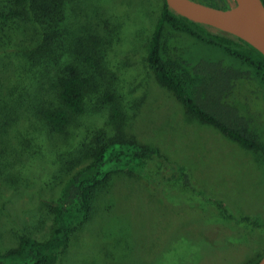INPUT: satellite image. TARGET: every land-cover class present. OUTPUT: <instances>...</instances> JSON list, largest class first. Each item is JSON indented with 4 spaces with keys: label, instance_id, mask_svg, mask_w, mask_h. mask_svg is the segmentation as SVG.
Wrapping results in <instances>:
<instances>
[{
    "label": "rangeland",
    "instance_id": "obj_1",
    "mask_svg": "<svg viewBox=\"0 0 264 264\" xmlns=\"http://www.w3.org/2000/svg\"><path fill=\"white\" fill-rule=\"evenodd\" d=\"M70 3L72 19L73 9L84 22L100 16L90 30L103 36L105 84L122 101L125 119L108 123V110H95L92 97L69 136L52 133L16 103L21 93L26 100L28 83L15 52L0 50V79L1 69L5 75L18 66L12 91L0 103L9 106L0 110V249L16 245L22 234H50L51 203L71 173L67 161L103 131L106 137L158 146L187 168L191 185L159 158L147 164L150 178L116 173L99 192L91 220L75 231L56 264H253L263 257V156L191 116L147 62L163 0ZM247 93L264 126L263 96Z\"/></svg>",
    "mask_w": 264,
    "mask_h": 264
},
{
    "label": "trees",
    "instance_id": "obj_2",
    "mask_svg": "<svg viewBox=\"0 0 264 264\" xmlns=\"http://www.w3.org/2000/svg\"><path fill=\"white\" fill-rule=\"evenodd\" d=\"M205 3L231 7L228 0ZM69 4L70 0H0V50L15 52L20 75L28 83L26 100L21 93L16 103L24 105L52 133L64 137L78 125L92 97L95 110H108V123L121 125L125 119L122 101L105 84L103 36L90 30L100 16L84 22L73 9L72 19ZM77 23L81 30L75 29ZM147 49V62L158 82L191 116L264 158V126L249 106L251 96L247 93L251 89L264 99V54L241 38L175 12L166 0ZM16 67H10L5 75L1 69L5 80L2 83L0 79V103L12 91ZM7 108V102L0 104V110ZM98 134L67 161L66 170L71 173L51 203L50 234L45 238L20 235L16 245L0 249V264H56L75 231L91 220L99 192L116 173L150 178L147 164L159 158L184 184L191 185L187 168L158 146L106 137L103 131Z\"/></svg>",
    "mask_w": 264,
    "mask_h": 264
},
{
    "label": "water",
    "instance_id": "obj_3",
    "mask_svg": "<svg viewBox=\"0 0 264 264\" xmlns=\"http://www.w3.org/2000/svg\"><path fill=\"white\" fill-rule=\"evenodd\" d=\"M235 1L241 10L220 8L198 0H166L175 12L241 38L264 54V1ZM257 264H264V256Z\"/></svg>",
    "mask_w": 264,
    "mask_h": 264
},
{
    "label": "bare ground",
    "instance_id": "obj_4",
    "mask_svg": "<svg viewBox=\"0 0 264 264\" xmlns=\"http://www.w3.org/2000/svg\"><path fill=\"white\" fill-rule=\"evenodd\" d=\"M235 1V0H234ZM242 8H241V6H237L236 8H235V10L236 11H239V10H241Z\"/></svg>",
    "mask_w": 264,
    "mask_h": 264
}]
</instances>
